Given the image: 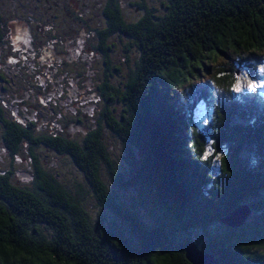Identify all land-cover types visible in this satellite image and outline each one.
<instances>
[{"label":"trees","instance_id":"obj_1","mask_svg":"<svg viewBox=\"0 0 264 264\" xmlns=\"http://www.w3.org/2000/svg\"><path fill=\"white\" fill-rule=\"evenodd\" d=\"M55 1L31 0L28 20L0 10V264H194L189 242L222 264H264V91L236 81L264 69V0H84L68 15ZM34 20L53 40L81 36L78 55L58 50L100 61L93 89L79 91V64L54 89ZM6 56L30 71L33 118Z\"/></svg>","mask_w":264,"mask_h":264},{"label":"rangeland","instance_id":"obj_2","mask_svg":"<svg viewBox=\"0 0 264 264\" xmlns=\"http://www.w3.org/2000/svg\"><path fill=\"white\" fill-rule=\"evenodd\" d=\"M30 1L31 0H28V2H27V0L26 1L25 0H0V10H3V13L6 12L5 14L7 15V14L12 13L13 11L17 12L16 10L20 9V10H18V11H20V14H21L20 16H22L23 20H25V19L28 20L30 18V15L32 14V12L37 11L35 8H32V11L29 12V10H31L29 8V6H33V4H29ZM86 4L89 5V3H86ZM134 8H135V6L132 5L131 6V10L134 11ZM91 19H93V15L92 14H91ZM15 23L23 24L21 22V20H18L17 22H14V24ZM30 23H31V21H30ZM32 25H34V27H36V30H37V31H35L36 38H38L40 36V39L37 41V45L38 46H36V43L34 42V44L36 46V49H37V52L40 55L39 57L36 55L37 56L36 60L39 61V62L41 60L43 62V63L40 62L42 65L47 64L48 62L52 66H54V64H55V68L53 69V71H54V74L56 73V75H58V78H52L54 89L57 88L58 86L59 87L63 86L64 83L66 82V79H68V78L72 79L73 76H70L69 74L75 75V73L73 72V74L72 73L68 74V73L65 72V70L67 68L68 69L69 68L76 69V68H78V64L80 65L79 66L80 77H78V75H75V80L74 81L78 82V83H76V85L79 86V88H80L79 91L81 90V87L83 88V91L84 90L85 91H89V90L93 89L94 88V81L93 80H94L95 73H99V71L102 70V68L100 69V61L94 62V61H91V60L90 61L85 60V57H88V53L87 52L83 53L82 57H80L79 60H74V61L68 60L69 56L62 55V52H60L58 50V49H62L65 52H67V51H69V49L77 48L78 45L80 47L81 46L83 47L84 45L83 44L81 45V42H83V39L80 40V41H77V39L79 37L81 38V36L76 37L73 34L74 36L70 35V36H68V38L66 36L65 37L61 36L60 39L53 40L50 37V35L48 34V32H47V30H49L50 28H48V27L46 29L43 28L41 23H40V21H35V20H34V23H32ZM20 29H21V26L18 25L17 26L18 32L20 34H24V32L21 33L22 31ZM25 30L26 29L24 28V31ZM7 37H9L8 33L6 35V38ZM24 37H26V36H24ZM24 37H17L16 40L20 39V42H18V43H22V40L25 39ZM48 39L49 40L52 39V41L55 43V45H50V44L48 45L47 44L49 42ZM5 47H7V46H5ZM33 49H34V47H33ZM79 49L77 48L75 50V53H77V55H78ZM8 53H9V51H8ZM7 56H6V58H7ZM54 59L56 60L57 63L54 62V64H53L52 62H50V60L52 61ZM15 63H16V60L12 59L11 57L7 58L5 63H2V67L4 68V76H6L9 79L8 83H7L8 87L12 91H14V93L12 94L13 95L12 99L14 101H16V102H19V105H21V106L23 105V108H24V110H23V114L24 115L23 116L24 117H26V116L27 117L28 116L32 117L36 112H38V110H36V108H33L32 106L30 107V108H32V110H28V108L24 107L23 100L26 99V100H28V101H30L32 103H36L39 100V96L31 94V93H33V91L31 90L32 87H31L29 81L25 80L26 79L25 76H29L30 75V71L26 69V72H22V69L19 68L18 66H16ZM57 64H58V66H57ZM27 65L31 66V63L29 62ZM27 65H26V67H27ZM260 75L261 76L259 78H257L256 80H253V81H249V83H246V82L242 81V79L244 77L243 78L240 77L238 79L236 78V81L238 80V82H242L243 84L247 85L246 86L247 90L259 91V90H257L258 87H259V89L261 91L262 90L264 91V72L261 69H260ZM95 78H97V77H95ZM111 79H112V81H116L118 79V77L116 75V76L112 77ZM74 81H73V83H74ZM42 84L44 85V83H42ZM76 85L73 86V89H76V87H77ZM90 86H92V87H90ZM48 94H51V93H48ZM51 95H53V94H51ZM58 96H60V94H58ZM41 97H43V96L41 95ZM49 98L50 97H48L47 99H49ZM86 98H87V100H89V97H86L85 95H84V97H82V99L80 98L81 100H79L78 98H73V99L74 100L78 99L79 101H84ZM40 103H42V105H48L46 103H43L41 101V99H40ZM59 104L60 103H57L56 105H59ZM91 107L89 108L90 111H91ZM85 110L87 111V108ZM46 111H47V109L45 108L42 112L44 113ZM75 111H76L75 106H72L70 112L74 113ZM74 115H76V114H74ZM86 116H87V114L84 115V118H87ZM39 122H40L41 125L44 126L45 125V123H44L45 122V118L42 119ZM54 126H55V124H54ZM71 129L72 130L73 129L76 130V129H80V127L78 125H74ZM83 129L87 131L88 128L85 127ZM109 138H110L111 141L115 142V138H114V136L112 134H110ZM1 148L2 147L0 146V152L3 151ZM52 153L53 152L50 150V151H47V153L43 155V157L46 158V161H48V156L51 155ZM1 159H2V157L0 155V160ZM62 159H63V157L56 158L54 156V160L52 161V164L53 163L54 164L58 163L60 165V167L61 166L64 167L63 171L65 172L64 174H65L66 178H68V177H70V178L72 177L73 178L74 176H76L75 175V173H76V174H78V178L82 180L83 177L79 175V174H81L80 171L78 169H76L75 166L69 165L67 161H65L63 163ZM216 262H215V264H222L219 261H216Z\"/></svg>","mask_w":264,"mask_h":264},{"label":"water","instance_id":"obj_3","mask_svg":"<svg viewBox=\"0 0 264 264\" xmlns=\"http://www.w3.org/2000/svg\"><path fill=\"white\" fill-rule=\"evenodd\" d=\"M241 213L242 215H240V211H237L236 213H232V214L230 213L227 216L226 221H228V223L230 224L240 223V219L244 220L247 214L249 213V211L245 208V210L242 211ZM237 218L240 219L237 220ZM187 249H188L187 255L194 262V264H215V262L217 261L215 257H213V255L205 254L201 249H199L195 242H189L187 244Z\"/></svg>","mask_w":264,"mask_h":264},{"label":"flooded vegetation","instance_id":"obj_4","mask_svg":"<svg viewBox=\"0 0 264 264\" xmlns=\"http://www.w3.org/2000/svg\"><path fill=\"white\" fill-rule=\"evenodd\" d=\"M84 0H58L55 1V5L61 12H66L67 15L70 14L71 10L83 9L80 5H85ZM81 2V3H80Z\"/></svg>","mask_w":264,"mask_h":264},{"label":"snow or ice","instance_id":"obj_5","mask_svg":"<svg viewBox=\"0 0 264 264\" xmlns=\"http://www.w3.org/2000/svg\"><path fill=\"white\" fill-rule=\"evenodd\" d=\"M262 71H264V69H262Z\"/></svg>","mask_w":264,"mask_h":264}]
</instances>
